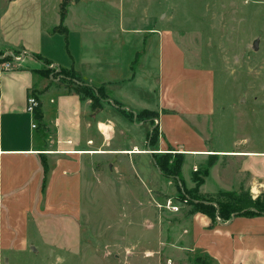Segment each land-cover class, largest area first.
Returning <instances> with one entry per match:
<instances>
[{"label": "rangeland", "instance_id": "obj_1", "mask_svg": "<svg viewBox=\"0 0 264 264\" xmlns=\"http://www.w3.org/2000/svg\"><path fill=\"white\" fill-rule=\"evenodd\" d=\"M10 1L0 0V16ZM43 5L49 29L53 24L47 23L48 16L59 17L62 8L66 10V20L57 26L67 28V33L59 34L68 48L58 50L57 59L70 63L78 59L76 69L88 73L82 61L102 53L97 61L104 63V71L96 70L97 79L113 94L125 90L137 104L151 106L156 99L158 43L153 35L127 30L169 31L186 66L212 75L213 80L214 114L185 121L214 150L209 155L222 151L232 155L216 154L208 171L209 176H219V185L210 176L205 190H196L195 178L201 177L211 159L198 162L185 157L180 178L189 181L187 188L183 186L191 191L185 199L174 179H170L173 189L163 180L159 191L151 192L148 189H156L160 182L148 185L139 174L145 189L116 192L120 177L113 168L102 166L107 186H99V174L92 176L91 187L80 193L79 208L39 210L44 214L39 217V235L3 242L0 264H221L194 247L190 220L196 214H192L195 204L215 208L211 226L228 222L218 217L219 211L226 214L244 201L264 209V186L252 183L250 192L247 162L234 156L264 152V0H43ZM255 40L258 48L253 51ZM69 80L76 88L85 86L79 79ZM100 95L92 100L93 109L105 97ZM149 126L139 127L141 136L148 134ZM210 183L221 189L215 191Z\"/></svg>", "mask_w": 264, "mask_h": 264}, {"label": "crops", "instance_id": "obj_2", "mask_svg": "<svg viewBox=\"0 0 264 264\" xmlns=\"http://www.w3.org/2000/svg\"><path fill=\"white\" fill-rule=\"evenodd\" d=\"M57 6L59 2L52 5ZM43 8V0H11L0 16V58H11L4 62L9 69H2L4 63L0 64V250L5 249L2 245L7 240L25 241L30 235H39V217L44 215L39 210L79 208L80 193L91 187L92 176L100 175L99 186H107L109 181L102 166L113 168L120 177L116 192H139L143 187L141 175L148 185L160 182L156 189H148L151 192L159 191L163 180L173 189L170 179L187 188L189 181L180 178L185 157L199 162L210 158L214 151L185 121L214 114L212 75L186 66L183 51L169 31L127 30L134 35H153L158 43L156 99L151 106L137 104L127 98L125 90L113 94L109 86L97 79L96 70L104 71V63L97 61L102 53L95 57L89 54L82 61L89 68L88 73L76 69L78 59L71 63L57 59L68 44L60 40L59 33L63 31H52L58 27L60 15H49L47 23L53 27L46 28ZM61 68L74 72L92 91L104 94L95 109L91 99L85 100L73 90L74 81L55 75ZM44 69L51 74L44 76ZM29 94L39 102L35 115L26 112ZM144 110L156 115L139 120L137 115ZM144 123L150 125L149 131L141 136L139 127ZM155 128L157 139L151 145ZM219 153L216 154L223 155ZM165 155L171 156L170 164L180 156L177 176L165 174L157 165ZM234 156L244 157L247 162L244 169L248 187L252 183L264 186V152ZM210 176L209 171L207 176H201L199 190L208 188ZM212 179L219 185V176ZM215 183L210 185L215 191L220 190ZM249 191L253 193L252 185ZM190 222L194 247L209 252L221 264H264L263 214L231 217L228 222L211 226L214 223L210 218L196 213Z\"/></svg>", "mask_w": 264, "mask_h": 264}, {"label": "trees", "instance_id": "obj_3", "mask_svg": "<svg viewBox=\"0 0 264 264\" xmlns=\"http://www.w3.org/2000/svg\"><path fill=\"white\" fill-rule=\"evenodd\" d=\"M65 14H66V10L65 8H62V10L60 11V23L63 22V19L65 17ZM60 27V25H59ZM53 32H61L63 31L62 33L66 32V29L64 28L63 30H59L58 27L54 28L52 30ZM34 58L36 59H40L38 56H34ZM11 58L10 57H4V58H0V64L4 63L5 61H9ZM48 65V64H46ZM43 71V74L44 76H48L49 74H51V72L49 71V69H44L42 70ZM57 75H61L64 79H67V78H70V79H76L78 80V77L75 76L74 72H71V71H68V70H65V69H60L56 74ZM78 95H82L84 96L85 98H89L91 100H96L97 99V96L100 97V92L99 90H96L95 92L92 91L89 87L87 86H82V87H79V88H75L74 89ZM97 92V93H96ZM96 93V94H95ZM32 96H34L33 94H31ZM35 97V96H34ZM101 99V98H100ZM151 111H142L141 113H139L137 115V118L139 120H143V119H146V117L148 118V116H151L150 118L154 117L156 115V113L152 112L150 113ZM37 116V115H36ZM156 139H157V128H155L152 133H151V141H150V144L151 145H154L155 142H156ZM169 157H171L170 155H165V159L160 163L157 161V165L160 167V169L167 175L169 176H177L178 173H179V169H180V165L182 163V160L180 159V156H176L175 159L172 160L171 164L169 163ZM216 158V155H212L210 157V161L208 162V167L203 169L201 171V176H207L208 175V168L211 167L214 163V159ZM194 175H198L197 174V171L195 172ZM195 181H197L196 185H195V188L196 190H198V186L200 185V183L202 182V178H195ZM179 186H181L180 188V195H181V198L182 199H185L186 196H188V194L191 193V191H188L185 189V187L183 186L184 184L182 182H179L178 183ZM243 204V205H242ZM242 204H239L240 207L238 208H235L233 211H230L228 210L226 212V214H221V212L219 211L218 213V217L220 219H223V220H230L232 215L235 214V217H239V216H249V217H253V216H257V215H264V209L261 208V207H258L257 205V202H252L251 200L249 201H244V203ZM242 205V206H241ZM220 209V207H219ZM194 213H202L204 215H206L208 218H210L212 220V222L215 221V208L212 207L210 204H206V205H203V204H195L194 205V210L192 212V214Z\"/></svg>", "mask_w": 264, "mask_h": 264}, {"label": "built area", "instance_id": "obj_4", "mask_svg": "<svg viewBox=\"0 0 264 264\" xmlns=\"http://www.w3.org/2000/svg\"><path fill=\"white\" fill-rule=\"evenodd\" d=\"M1 66H2V69H9L10 67L8 63H4ZM38 107H39L38 100L34 96L29 94L26 100V112L31 115H35ZM33 127H35V125H33ZM173 209H176V207H174Z\"/></svg>", "mask_w": 264, "mask_h": 264}, {"label": "water", "instance_id": "obj_5", "mask_svg": "<svg viewBox=\"0 0 264 264\" xmlns=\"http://www.w3.org/2000/svg\"><path fill=\"white\" fill-rule=\"evenodd\" d=\"M257 48H258V47H257V40H255V41L253 42V44H252L251 49H252L253 51H256ZM4 57H5V56H4ZM4 57H3V58H4ZM52 68H53V67H52ZM234 218H235V214L232 215V219H234ZM32 250L35 251L33 247H32Z\"/></svg>", "mask_w": 264, "mask_h": 264}, {"label": "bare ground", "instance_id": "obj_6", "mask_svg": "<svg viewBox=\"0 0 264 264\" xmlns=\"http://www.w3.org/2000/svg\"><path fill=\"white\" fill-rule=\"evenodd\" d=\"M107 129V128H106ZM110 130V129H109ZM219 154H225V153H219Z\"/></svg>", "mask_w": 264, "mask_h": 264}]
</instances>
